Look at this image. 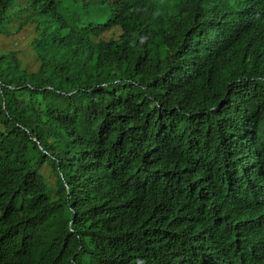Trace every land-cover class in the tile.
Masks as SVG:
<instances>
[{
	"label": "trees",
	"instance_id": "16d2710c",
	"mask_svg": "<svg viewBox=\"0 0 264 264\" xmlns=\"http://www.w3.org/2000/svg\"><path fill=\"white\" fill-rule=\"evenodd\" d=\"M117 1L0 0V36L20 31L26 20L29 27L24 28V34L31 35L28 42L34 66L33 70L28 69L18 52L0 48V264H111L132 241L125 237L120 246L110 245L102 242L103 233L97 230L107 227L118 212L119 221L128 219L159 227L156 235L167 251L164 264H209L213 257L241 253L250 241L242 212L264 208V193L242 190L241 208L235 211L219 207L216 195L239 183H244L242 187L264 186V162L259 172L248 170L244 163L242 170L241 161L240 169H236L233 163L239 155L233 147L229 166L222 149L223 135L200 115L192 125L207 133L212 154L206 161L197 157L201 153L183 156L166 131H149L152 156L143 150L145 160L161 168L159 173L163 177L165 174L174 178L169 187L152 177V165L142 169L145 178L155 182L141 188L136 183L115 179L103 169L98 178V195L81 192V210L78 206L70 208L72 201L66 202L65 185L74 184L76 174L93 176L86 166L93 172L94 166L102 167L116 154L126 151L117 135L119 125L126 124L132 134L133 130L129 118L125 119L114 106L121 104L123 98L128 101L131 90L136 94L140 114L156 127L171 126L172 132L181 122L179 115L169 117L171 97L177 100L180 95L193 93L194 109L200 111L229 92L227 87L194 91L189 87L190 75L176 78L167 88L164 72L158 65L184 51L186 63L175 67L172 75L191 70L199 77L204 70L219 66L204 60L200 41L205 34L193 32L187 51L183 32L170 28L162 29L157 36L156 29L152 30L147 40L138 33L140 47L124 62L133 61L132 68L125 65L123 72L114 77L131 79L136 82L135 87L123 81L108 86L123 87L121 92H102L97 73L104 67L105 52L118 54L122 49L112 41L104 48L98 46L92 33L128 23L126 19L133 12L137 16L148 11L174 10L179 16H188H180L188 32L195 21L194 13L206 9L209 19L231 27H240L235 22L250 16L252 22L243 30L249 33V40L250 34H257L256 40L264 44V14L258 10L256 0ZM164 30L170 34L161 36ZM223 48L220 46L219 51L225 55L227 49ZM169 67L170 63L163 64V68ZM246 76L256 87L259 107L251 112V120L240 113L238 121L244 130L252 126L264 139V70L259 74L247 71ZM141 83L152 87L159 106L146 98L145 93H149L137 86ZM235 93L239 101L250 99L237 89ZM112 107L116 115L109 112ZM70 125L81 128V144L74 148L80 155L67 153L65 143L60 142L59 134L64 139V128ZM254 134L244 135L243 140L250 143L249 137ZM136 163V158H131L119 161L118 165L132 170ZM125 190L128 194L123 195ZM157 191V205L151 206L148 199ZM167 194L170 196L158 202L161 195ZM141 235L136 231L131 236ZM202 236L208 242L207 250Z\"/></svg>",
	"mask_w": 264,
	"mask_h": 264
},
{
	"label": "clouds",
	"instance_id": "9594fccd",
	"mask_svg": "<svg viewBox=\"0 0 264 264\" xmlns=\"http://www.w3.org/2000/svg\"><path fill=\"white\" fill-rule=\"evenodd\" d=\"M124 1L125 0H118L117 2L124 3ZM45 5L47 4L45 3ZM256 6L258 10L264 14V0H256ZM47 7L51 8L52 6L47 5ZM205 10L201 9L199 12L194 13L195 21L192 29L188 32H185L184 20L180 17L188 16L184 14L179 16L174 10V12L148 11L137 16L133 12L126 19L128 23H124L116 29H108V26L105 29H100L92 33L95 36L94 40L98 42V46L104 48L105 44H109V41H112L117 43L122 49L118 54L105 52L104 67L97 73L98 88L102 92L113 94L121 92L123 87L108 86L112 83L118 85L123 81H125V84L131 82L132 87H135L136 82L131 79H115L114 77L119 76L123 72L125 65L132 68L133 61H129L126 64H124V62L140 47V41H138L137 38L139 32H141L143 38L147 40L149 35L152 34V30L156 29L154 34L157 36L158 33L162 32V29L167 28L181 30L183 32L182 39L184 42V50L186 49L187 51L188 47H191V36L193 32L205 34L200 41V49L204 51V60L219 64V66L211 67L210 70H204L199 77H196L191 70L184 71L181 75L175 76L172 75L173 70L181 62L187 60V52L184 51V53L178 57H172L162 61L158 65V68L164 72L167 88H171V83L176 78L190 75L189 87H193L194 91L227 87L229 88V92L226 96L209 102V104L200 111L194 109L196 97L193 93L185 94V96L180 95L177 100L171 97L169 100L170 108H168L170 111L168 112L169 117L179 115V120L181 122L176 131L172 132L171 126L159 125L164 127L165 130L159 126L156 127L150 123L152 120L146 119L140 114L137 109V100H135L136 94L134 90H131L130 98L127 99L128 101H124L125 99L123 98L121 104L114 106L115 108H119V112L125 116V119L129 118L128 121L133 130L132 134L126 124L119 125V132L117 135L119 141H121L122 145L126 148V151H121L120 155L116 154L110 162H106L102 167L94 166L92 169L93 172L86 166V169L92 173L93 176L84 172L79 173L76 174L73 179L74 184L70 185L66 183V202H73V204L69 206L70 208L78 206V210H81L83 199L81 192L98 195L96 194L99 184L98 178H101L103 175V169L108 170V173L110 175L112 174L115 179H121L128 184H132V182L136 183V185L141 188L142 186L146 187L150 181H153L151 178H145L146 175L143 172L144 169H142L143 167L146 168L152 165L154 167L152 169V177L156 178L161 184L169 187L170 182L174 181V178L166 177L165 174L163 177V175L159 173L161 168L155 164L147 163L145 155L143 154V150H145L148 155L152 156V148L148 147L151 140L149 131H152V128H156L164 133L166 131L170 140L174 138L176 141L175 146L183 156L201 153V155L197 157L202 161H206L209 155L212 154L207 140V133L202 127L192 125V122L198 115L212 123L223 135L224 140L222 149L225 161L229 166L232 163L229 152L233 147L239 155L233 163L236 169H240L241 165L238 162L241 161L242 170L244 169V163L248 170L254 172V167H259L264 162V139L260 132L256 129H251L255 133L253 136L249 137L251 142L249 143L247 139L244 141L246 130L241 127V122L238 121L240 113H244L245 108L248 107L250 113L258 109L255 105L259 107L258 94L255 90L256 87H254L252 79H248L249 77L246 76V72L250 71L253 74L258 72L259 74L264 70V44L256 40L257 34H250L249 40V33L243 30L244 27L252 22L250 16L235 22L237 25H240V27H231L230 25H226L223 21L215 22L213 19H209ZM207 21H209L208 24L204 26L205 28H202L203 24ZM28 27L27 21L23 20L21 30L14 32L11 36L24 34V28L28 29ZM208 30L211 32H208ZM168 34H170V32L164 30L161 36H168ZM220 46H223V49H227L225 55L220 54L222 51H219ZM13 51L18 52L15 49ZM167 62L170 63V67L163 68V64ZM255 78L258 79L257 77ZM160 81H162V79H160ZM137 86L147 91L149 95L145 93L146 98H148V100H153L154 103L159 106L158 99L151 91L152 87L146 83H141ZM236 89L241 93L244 91L243 94L250 99L246 100L243 98L239 101L235 95ZM109 112L116 115V111L113 110V107ZM224 114L225 118L223 117ZM64 129L66 130V137L62 139L59 134L60 142L65 143V150H68L67 153L80 155V152L75 151L74 148L81 144L78 140L81 128L77 125H70ZM256 150L259 154H257ZM131 158H136L137 160L132 170L124 169L118 165L119 161L129 160ZM243 185L244 183L230 185L222 195H216L219 200V207L228 208L233 211L239 210L242 204V190L244 189L264 193V186L262 185L251 184L249 187H242ZM236 186L238 187L233 190ZM122 194H128V190H125ZM156 195H159L158 191L148 199L151 206L157 205V202L154 200ZM169 196V194L161 195L158 202ZM63 200L62 197L60 202L62 203ZM242 213L244 214V216H242L245 225L244 229L250 234V241L245 244V248L241 253L223 254L219 257H213L209 264H245L247 261H249L250 264H264V218L262 216L264 214V208ZM120 216V212H118L112 218L109 225L107 224V227L98 228L97 230L98 233H103L102 242L109 243L110 245L120 246L122 239L125 237L130 238L132 241V245L125 246L116 255L111 264H164L163 260L167 256V251L163 249V243L157 238L156 232L159 227L154 225H143L140 222H134L132 220L128 222V219L119 221ZM136 231L141 232V237L131 236ZM201 241L205 249L208 246V242L203 236L201 237Z\"/></svg>",
	"mask_w": 264,
	"mask_h": 264
},
{
	"label": "rangeland",
	"instance_id": "374dc122",
	"mask_svg": "<svg viewBox=\"0 0 264 264\" xmlns=\"http://www.w3.org/2000/svg\"><path fill=\"white\" fill-rule=\"evenodd\" d=\"M30 37V34L0 36V48L9 51H13L14 49L17 50L20 54L19 58L23 65L28 69L33 70V60L31 58V51L28 42Z\"/></svg>",
	"mask_w": 264,
	"mask_h": 264
},
{
	"label": "bare ground",
	"instance_id": "6f19581e",
	"mask_svg": "<svg viewBox=\"0 0 264 264\" xmlns=\"http://www.w3.org/2000/svg\"><path fill=\"white\" fill-rule=\"evenodd\" d=\"M203 64H204V62H202ZM236 92V91H235ZM240 92V91H239ZM242 95H243V92L241 93ZM255 107L257 108V106L255 105ZM114 108V107H113ZM256 110V109H255ZM254 113V111H252V114ZM256 113V112H255ZM244 115H246V117L248 118V120H251V112H250V115H249V109H248V107L245 109V111H244ZM223 117L225 118V114L223 115ZM251 124H252V122H250ZM247 129V131H246V133H245V136H248L249 134H251L253 131L251 130L252 129V126H250V130H249V128H246ZM246 141V140H245ZM247 168V167H246ZM245 168V169H246ZM255 168V170L257 171V172H259L260 170H259V167L257 168V167H254ZM205 250H207L206 248H205Z\"/></svg>",
	"mask_w": 264,
	"mask_h": 264
}]
</instances>
